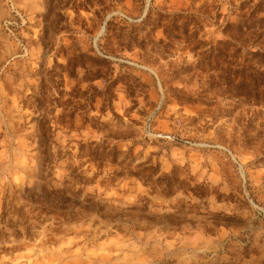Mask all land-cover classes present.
I'll return each mask as SVG.
<instances>
[{"label": "rangeland", "instance_id": "374dc122", "mask_svg": "<svg viewBox=\"0 0 264 264\" xmlns=\"http://www.w3.org/2000/svg\"><path fill=\"white\" fill-rule=\"evenodd\" d=\"M251 1L0 0V264H264Z\"/></svg>", "mask_w": 264, "mask_h": 264}, {"label": "trees", "instance_id": "16d2710c", "mask_svg": "<svg viewBox=\"0 0 264 264\" xmlns=\"http://www.w3.org/2000/svg\"><path fill=\"white\" fill-rule=\"evenodd\" d=\"M259 14H264V0H258L253 4L247 17L242 19L243 22H238L237 25L233 26L235 33L243 37L253 32L251 35H257L258 38L263 39L264 18L256 19ZM251 55L255 58V66L254 68L242 67L235 76L237 79L235 91L240 98L251 100L255 106H261L264 109V49L251 52ZM152 177L153 174H150L146 181ZM168 187L170 189V186Z\"/></svg>", "mask_w": 264, "mask_h": 264}]
</instances>
